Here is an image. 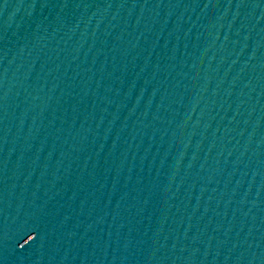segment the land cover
<instances>
[{"label":"water","instance_id":"water-1","mask_svg":"<svg viewBox=\"0 0 264 264\" xmlns=\"http://www.w3.org/2000/svg\"><path fill=\"white\" fill-rule=\"evenodd\" d=\"M0 264H264V0H0Z\"/></svg>","mask_w":264,"mask_h":264}]
</instances>
